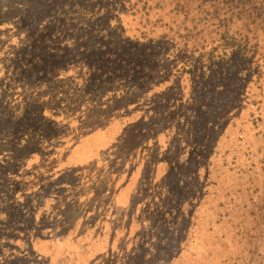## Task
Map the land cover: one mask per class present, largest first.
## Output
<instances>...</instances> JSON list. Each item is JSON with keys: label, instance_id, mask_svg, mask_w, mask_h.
<instances>
[{"label": "trees", "instance_id": "16d2710c", "mask_svg": "<svg viewBox=\"0 0 264 264\" xmlns=\"http://www.w3.org/2000/svg\"><path fill=\"white\" fill-rule=\"evenodd\" d=\"M164 1L119 14L126 0H0V135L12 127L0 143V222L9 208L28 212L31 194L36 217L39 200L50 212L62 196L45 195V183L68 188L57 178L82 167L100 136V196L125 189L131 247L149 214L167 222L179 210L189 220L183 258L207 264L196 245L226 242L224 264H264V0H227L247 20L229 15L192 38L194 25L156 17ZM217 43L210 67L195 65L194 53ZM235 110L227 141L213 138L211 120ZM90 116L100 125L72 127Z\"/></svg>", "mask_w": 264, "mask_h": 264}, {"label": "rangeland", "instance_id": "374dc122", "mask_svg": "<svg viewBox=\"0 0 264 264\" xmlns=\"http://www.w3.org/2000/svg\"><path fill=\"white\" fill-rule=\"evenodd\" d=\"M150 1L158 0H126V3L123 2L117 12L124 14L125 10L128 12L129 9L138 10L144 3ZM246 1L249 4L252 3L251 0ZM164 2L169 5V8L166 9V13L157 9V13H161L156 17L164 16L169 22L175 23L176 27L181 23L194 25L187 28V33L191 38L197 33L204 37L211 36L215 33L214 30L219 20H223L229 15H236L234 17L239 19L247 12V9L243 10L240 3L227 0H215L210 6L201 8L202 2L198 0H168ZM125 17L127 21L130 19L128 15ZM241 20L245 21L247 18L243 17ZM199 23L204 26H199L196 32L193 31L197 25H200ZM176 31L177 28L171 30V36ZM222 49L223 47L217 43L207 45L206 48L195 52V65H208L209 68L210 61L216 58ZM236 114V110L232 113L229 112L220 125L217 121L211 120V125L208 122L204 126L210 125L213 138L222 137L226 142L227 137L221 132L229 130L233 126V124H228L235 120ZM231 115L233 117L227 123ZM82 121L83 123L79 125L69 124L67 127H62L64 128L62 132L67 133L72 126L80 129L82 133L88 129V126L100 125V119H93L92 116ZM11 128L8 127V132H2L4 135H0V143L5 136L11 133ZM94 141L95 144L90 149L82 152L87 164L82 161V167L67 169L66 173L57 178L60 183L67 180L65 185H68V188L64 186L56 188V183L52 180L45 183L47 186L50 185L49 188L47 187L45 195L49 196L60 190L62 196L61 200L54 202L50 212L47 210V205L45 212L40 210L42 204L39 200L35 211L40 213L39 217H36L32 204L33 194L29 196V201L26 204L28 212L25 214L21 210L15 212L10 208L5 214L2 211L0 264H199L195 263L193 256L183 258L186 251L184 242L187 238L185 229L189 226V220L180 217L179 210L175 215H169V218L167 216L166 218L169 220L167 222L160 221L156 215L149 214L147 217L150 218V224L145 225L142 221L137 226L136 232H138V236L141 235L140 238L143 240L137 237L136 245L130 246L135 241L132 238L133 227L129 223L128 217L130 216L124 217V208L130 204V198L125 195V189L118 191L114 188L112 190L111 185L105 186L100 196V178H97L98 175H96V170L100 169V161L93 154L100 153L98 148L104 139L99 136L95 137ZM57 144L58 142L55 145ZM49 152H53V150ZM90 157L95 160H90ZM52 163L54 161L49 162V164ZM76 172L84 176V179L91 178V181H88L85 187L79 186L81 182L80 178L75 175ZM45 184L42 186L45 187ZM65 191L69 197L72 196V202L67 203V206L64 203L65 195L62 194ZM168 222L171 225L164 226ZM147 226H151L150 231L145 230ZM196 248L199 256L202 252L209 255V259L206 260L207 264H215V262L224 264V258L230 256L229 244L226 242L196 245Z\"/></svg>", "mask_w": 264, "mask_h": 264}]
</instances>
